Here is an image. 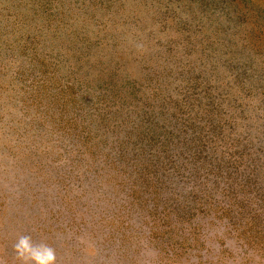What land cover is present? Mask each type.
<instances>
[{"label":"rangeland","instance_id":"374dc122","mask_svg":"<svg viewBox=\"0 0 264 264\" xmlns=\"http://www.w3.org/2000/svg\"><path fill=\"white\" fill-rule=\"evenodd\" d=\"M0 264H264V0H0Z\"/></svg>","mask_w":264,"mask_h":264}]
</instances>
